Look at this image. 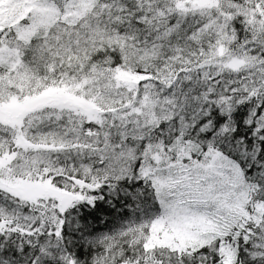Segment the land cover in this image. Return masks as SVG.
I'll list each match as a JSON object with an SVG mask.
<instances>
[{
	"label": "snow or ice",
	"instance_id": "6c2138e0",
	"mask_svg": "<svg viewBox=\"0 0 264 264\" xmlns=\"http://www.w3.org/2000/svg\"><path fill=\"white\" fill-rule=\"evenodd\" d=\"M0 264H264V0H0Z\"/></svg>",
	"mask_w": 264,
	"mask_h": 264
},
{
	"label": "trees",
	"instance_id": "16d2710c",
	"mask_svg": "<svg viewBox=\"0 0 264 264\" xmlns=\"http://www.w3.org/2000/svg\"><path fill=\"white\" fill-rule=\"evenodd\" d=\"M116 219H118V217ZM161 224L162 223H160V221H157L153 224L152 226L153 240L154 242L166 243L168 242L169 239H171V237H169L170 235L168 236V234L166 233L168 232L167 229L166 230L160 229L159 226H162ZM162 232H163V235L161 236L160 233Z\"/></svg>",
	"mask_w": 264,
	"mask_h": 264
},
{
	"label": "rangeland",
	"instance_id": "374dc122",
	"mask_svg": "<svg viewBox=\"0 0 264 264\" xmlns=\"http://www.w3.org/2000/svg\"><path fill=\"white\" fill-rule=\"evenodd\" d=\"M160 223H162V224H161L162 226H159L160 229H164V230H166V228H165V226H164V223H163V222H160ZM166 233L168 234V236L170 235L169 237H171V234H169L168 232H166ZM164 235H165V234H164Z\"/></svg>",
	"mask_w": 264,
	"mask_h": 264
}]
</instances>
